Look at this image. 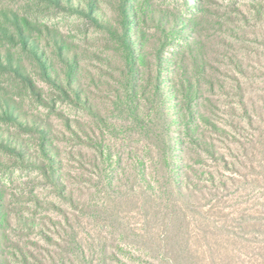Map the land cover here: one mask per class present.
<instances>
[{
  "label": "rangeland",
  "instance_id": "374dc122",
  "mask_svg": "<svg viewBox=\"0 0 264 264\" xmlns=\"http://www.w3.org/2000/svg\"><path fill=\"white\" fill-rule=\"evenodd\" d=\"M204 2L212 23L205 31L211 62L223 84L208 96L218 98L216 118L230 129L228 136H212L227 152L228 166L208 157L197 162L193 155V168L204 175L192 176L195 184L186 197L159 185L160 169L153 170L157 183L148 189L132 166L119 177L121 189L113 190L109 181L115 173L89 161L85 154L92 148L71 136L60 114L73 130L80 123L87 131L102 132L114 159L127 158L131 151L145 155L144 136L125 113L110 104L105 108L110 96L105 85H90L108 118L106 125H97L80 108L50 95L52 89L34 74L46 103L15 86L10 95L25 115L51 125L59 170L73 200H65L37 168H0L11 215L5 233L12 245L4 247V264H264V0ZM0 3L63 35L90 72L110 70L96 57L107 50L105 36L87 19L35 1ZM241 94L249 117L242 111ZM11 129L29 142L31 151L37 150L31 133ZM209 171L216 176L213 183L206 179Z\"/></svg>",
  "mask_w": 264,
  "mask_h": 264
},
{
  "label": "trees",
  "instance_id": "16d2710c",
  "mask_svg": "<svg viewBox=\"0 0 264 264\" xmlns=\"http://www.w3.org/2000/svg\"><path fill=\"white\" fill-rule=\"evenodd\" d=\"M31 1L87 19L105 36L107 50L96 57L110 70L98 67L97 73L90 72L63 35L43 28L20 9L0 3V168H37L65 200H73L59 170L61 156L51 139V125L25 115L10 95L15 86L35 102L46 103L34 74L52 89L50 95L80 108L97 125H106L108 118L90 85H105L110 93L105 108L110 104L125 113L134 130L144 136L145 155L131 151L127 158L114 159L102 132L87 131L80 123L73 130L60 114L71 136L92 148L85 154L89 161L115 173L109 181L113 190L121 189L119 177L132 166L148 189L157 183L153 170L160 169L163 180L159 185L186 197L195 184L192 176L204 175L193 168V155L197 162L208 157L228 166L227 152L212 136H228L230 129L216 118L218 98L208 96L216 87L223 89V84L211 62L205 31L212 23L204 0H25L27 5ZM214 23L223 25L219 20ZM240 97L242 111L249 117ZM12 127L31 133L37 150L31 151L29 142ZM206 179L217 180L212 171ZM5 204L0 187V264L6 262L4 247L11 242L5 233L11 223ZM14 249L20 251L17 245Z\"/></svg>",
  "mask_w": 264,
  "mask_h": 264
}]
</instances>
